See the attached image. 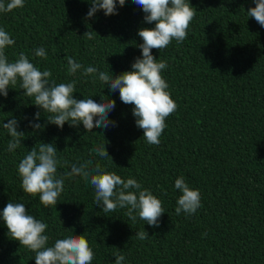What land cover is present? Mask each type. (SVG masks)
Instances as JSON below:
<instances>
[{"label": "trees", "instance_id": "1", "mask_svg": "<svg viewBox=\"0 0 264 264\" xmlns=\"http://www.w3.org/2000/svg\"><path fill=\"white\" fill-rule=\"evenodd\" d=\"M196 10L187 38L175 39L162 50L152 49L167 63L162 76L177 104L169 115L159 145L146 142L136 126L133 105L124 104L119 91L98 79L104 71L115 78L131 71L141 57V28H153L132 0L117 3L116 14L98 10L87 18L90 0H24V6L0 12V27L14 40L5 49L9 62L24 52L39 70H50V82L75 81L73 96H92L97 102L115 101L108 119L116 126L85 130L83 124L47 121L50 113L24 95L20 82L0 96V212L8 202L22 203L28 213L48 227L49 245L57 234L83 235L92 248L91 264H264V27L247 10L253 0H188ZM92 32V39L84 36ZM43 47L46 58L36 57ZM66 57L82 65L68 74ZM98 72L83 75L84 68ZM40 112L38 121L33 117ZM18 122L24 137L9 152L11 137L2 127ZM38 122L33 129L29 122ZM40 143L57 149V175L64 190L54 206L45 207L38 195L20 187L19 161ZM105 144L109 157L91 150ZM91 161L122 179H135L162 203L165 212L153 227L137 216L135 222L117 208L105 213L95 205V190L82 177L65 175L73 163ZM67 161V163H65ZM184 177L198 189L201 207L176 214L180 195L174 182ZM145 230L148 238L136 233ZM34 253L8 235L0 218V264H35Z\"/></svg>", "mask_w": 264, "mask_h": 264}, {"label": "clouds", "instance_id": "2", "mask_svg": "<svg viewBox=\"0 0 264 264\" xmlns=\"http://www.w3.org/2000/svg\"><path fill=\"white\" fill-rule=\"evenodd\" d=\"M145 13L144 21L154 23L153 28H141L138 36L143 43L138 47L141 57L135 58L131 71H124L115 78L109 71H99L92 66L84 68L83 75L89 76L98 72V79L109 86L110 91H119V98L124 104L133 105L132 115L136 118V126L143 130L146 142L159 145L160 136L166 128V118L177 110L176 102L167 91L168 84L162 76V70L167 63L157 60L152 55V49H165L173 39L177 43L187 38V29L193 20L196 10L188 0H132ZM255 7L247 10V16L252 17L264 27V0H253ZM91 7L87 18L93 17L98 10L104 14H116L117 3L121 6L125 0H90ZM24 6V0H0V12H11ZM92 39V32L84 33ZM14 44L9 33L0 27V96L8 95L9 85L20 82L24 95L34 97V105L44 112L50 113L47 121L57 127H63L65 122L70 125L83 124L85 130L94 127L106 129L116 126L115 121L108 119L109 113L115 108V101L106 99L97 102L92 96L77 99L75 81L59 83L50 82V70H39L31 63L24 52L19 53L14 62H9L5 49ZM34 55L46 58L43 47L34 49ZM68 74L75 75L82 65L72 57H66ZM40 112L34 114L33 120L38 121ZM33 129H40L38 122H29ZM11 137L7 150L12 152L21 144L23 132L17 131L16 119L3 123ZM101 158L109 157L105 144L97 145L92 150ZM67 163V161H65ZM57 149L51 143H40L33 147L19 161L17 172L20 187L25 193L38 195L39 202L45 207L55 206L58 197L64 190V176L57 175ZM67 176H80L90 183L95 190L94 203L102 205L105 213L115 212L117 208L127 209L125 215L135 222L137 216L153 227L159 226V218L165 212L161 201L148 189L142 187L135 179H122L115 172L107 171L100 164L92 162L73 163ZM174 187L180 193L176 200L175 212L192 215L201 207L198 189H193L185 182L184 177L175 179ZM8 235L27 247L34 255L35 264H91L94 253L83 235L57 234L58 238L49 245V236L45 235L48 225L30 215L22 203L8 202L0 212ZM141 240L149 236L145 230L137 232ZM115 264H122L125 257L117 251L114 253Z\"/></svg>", "mask_w": 264, "mask_h": 264}]
</instances>
